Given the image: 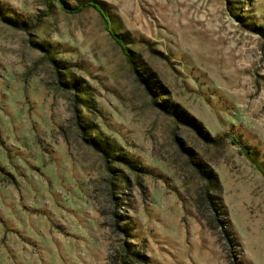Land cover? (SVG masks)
<instances>
[{"label":"rangeland","instance_id":"rangeland-1","mask_svg":"<svg viewBox=\"0 0 264 264\" xmlns=\"http://www.w3.org/2000/svg\"><path fill=\"white\" fill-rule=\"evenodd\" d=\"M97 1L0 0V264H264V0Z\"/></svg>","mask_w":264,"mask_h":264},{"label":"trees","instance_id":"trees-1","mask_svg":"<svg viewBox=\"0 0 264 264\" xmlns=\"http://www.w3.org/2000/svg\"><path fill=\"white\" fill-rule=\"evenodd\" d=\"M60 2L61 6L63 7V9H68L72 12H76L79 9H81L82 7H92L96 10H98L102 15L106 16L105 13L103 12V9L101 8L100 2L97 0H79L78 2H76L73 5H68L65 2H63L62 0H57ZM4 18L9 21V23L11 24V26L16 27V28H20L24 25H26V22H24L23 20H19L18 18H14V17H10L9 15H4ZM236 19L239 21L241 20L238 16L236 17ZM109 21V19H108ZM245 26V28L251 32H255L257 34H259L260 36L264 37V25L262 24H254L253 21H246L245 24H243ZM116 37V41L119 43L120 41H124L122 37L114 35ZM43 48V46H42ZM44 51V53H46L45 57H47L49 59V61H51V63L55 66L56 71L59 73V75H61V78H59L58 83L69 90H73L75 91V93H73L74 97L77 96L78 93V88L81 87V85L79 84V82L74 79L73 77L71 79H66L64 80L63 77H66L65 74L63 75V72L59 71L58 69H61L64 63H61L60 61H56L52 58V56H50L48 53V50L46 48L42 49ZM130 54L128 53L127 56L130 59V62H134L131 61V56H129ZM62 73V74H61ZM60 77V76H59ZM146 84V88L148 89V85ZM150 95L152 98H154V96L156 95L155 91H152L150 89ZM157 97V96H155ZM77 98V97H76ZM81 100L83 101V99L81 98ZM159 107L168 115H171L174 119H176L179 123L188 125L189 127L192 128H196V125L194 124V120L188 116L182 109H180L178 107V105L166 101V100H162L159 102ZM84 127H86L84 125ZM81 129H83V127H81ZM196 130V129H195ZM85 141L92 146L94 149H96L97 151H99L103 157L106 159V161H108L107 159H111L112 161H124L128 166L134 168L133 162L127 159H123L122 155H114L112 153V146L109 144V142H107L106 140L100 138L98 135H94V136H89L88 138H84ZM237 144L239 145V149L241 148L242 152H244V154H246V156L249 158L250 162L252 164H254L256 167H258L262 173L264 174V169H263V165L256 160V156L254 155V150L253 149H249L247 146H243L241 145L239 142H237ZM111 162V161H110ZM139 169V168H138ZM201 173L203 174L202 176L205 179V186H207L209 189H215L216 185L218 186V182L217 179L213 177L212 173H210V171H205L200 169ZM218 199L216 197H212V195H206L205 196V200L207 202V204L212 207L213 210H217L219 207V204H216L215 200ZM219 211V210H217ZM215 220V218H214ZM121 232L124 234L125 238L131 239L129 236V232L127 230V228L125 226H123L121 228ZM119 254V253H118ZM145 256L140 253L138 250H136L133 246V244L129 241H124L121 245V253L117 256H110V262L111 264H132V262H142L145 260Z\"/></svg>","mask_w":264,"mask_h":264}]
</instances>
